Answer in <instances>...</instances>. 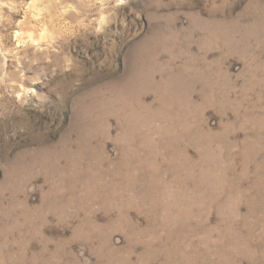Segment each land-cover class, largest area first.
<instances>
[{
	"label": "rangeland",
	"instance_id": "obj_1",
	"mask_svg": "<svg viewBox=\"0 0 264 264\" xmlns=\"http://www.w3.org/2000/svg\"><path fill=\"white\" fill-rule=\"evenodd\" d=\"M0 264H264V0H0Z\"/></svg>",
	"mask_w": 264,
	"mask_h": 264
},
{
	"label": "bare ground",
	"instance_id": "obj_2",
	"mask_svg": "<svg viewBox=\"0 0 264 264\" xmlns=\"http://www.w3.org/2000/svg\"><path fill=\"white\" fill-rule=\"evenodd\" d=\"M30 36H32V35H30ZM33 37V36H32ZM33 39V38H32Z\"/></svg>",
	"mask_w": 264,
	"mask_h": 264
}]
</instances>
